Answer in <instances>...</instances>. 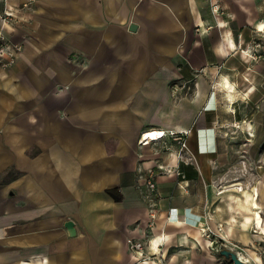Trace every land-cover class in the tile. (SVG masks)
<instances>
[{
  "label": "crops",
  "instance_id": "obj_1",
  "mask_svg": "<svg viewBox=\"0 0 264 264\" xmlns=\"http://www.w3.org/2000/svg\"><path fill=\"white\" fill-rule=\"evenodd\" d=\"M0 33L22 45L0 67V264H233L205 224L264 264V150L215 163V126L247 119L217 90L264 118V0H0Z\"/></svg>",
  "mask_w": 264,
  "mask_h": 264
},
{
  "label": "built area",
  "instance_id": "obj_2",
  "mask_svg": "<svg viewBox=\"0 0 264 264\" xmlns=\"http://www.w3.org/2000/svg\"><path fill=\"white\" fill-rule=\"evenodd\" d=\"M213 12H218L219 8L217 5H213ZM9 14L6 13L5 16H8ZM1 18H4V16H1ZM22 50V45L17 43H12L8 40L5 34L0 33V67L7 68L9 66H12L17 58L19 53ZM157 132L158 134H155L153 138L151 136H147L149 133ZM189 133V131H176V130H170L169 132H166L164 130H149L144 131L141 134V137L139 139V143L142 145H147L153 141H160L163 140V138L169 136L173 140L177 141L180 144V151L179 154L182 156V152L184 150H188V146L186 143V137ZM145 183L147 185V194L146 198L149 201V216L150 221L149 225L152 227L155 224V219L157 217L158 210L156 208V202H155V193L157 190L156 187V181H155V174L152 171H149V174L145 176ZM203 235L210 241V245L213 247V243L216 242L220 243L216 247V249L219 251L222 248H227L229 250H232L236 253L237 257L245 262L243 256L248 253V250L239 244L238 242L232 241L225 236H222L218 230L213 229L208 224H205L201 227ZM144 243L142 240L137 241H131L130 242V249L133 253L139 254L141 256V260H147L150 256L146 255L143 252ZM246 263V262H245Z\"/></svg>",
  "mask_w": 264,
  "mask_h": 264
},
{
  "label": "rangeland",
  "instance_id": "obj_3",
  "mask_svg": "<svg viewBox=\"0 0 264 264\" xmlns=\"http://www.w3.org/2000/svg\"><path fill=\"white\" fill-rule=\"evenodd\" d=\"M235 64L238 63V60H234ZM241 61L244 63V59H241ZM248 62V61H247ZM248 64V63H245ZM244 64H239V66H242ZM233 80L238 81L240 78L242 80H244V78H246L245 80H247L249 78L248 75H246L245 77L238 74V75H233L230 76ZM215 78L216 83L220 81L221 79V72L217 75L213 76V79ZM240 92V91H239ZM246 92V91H244ZM243 91H241V93H244ZM261 92H264V90H262ZM226 92H222V91H218L217 90V106L215 107V111H217V113L219 114V116H224V113L229 112V114L233 115L236 114L238 110H241L243 113H247V119L245 121V123H243L242 121L239 123L233 122L231 124H225V125H221V124H217L215 126V130H217L219 132L220 135H218V145H217V152L215 153V163L221 165L222 163H226L227 164V156L224 155L227 151L228 148H230V159H231V163H243L244 161L247 163V166L251 163H253L252 159H253V155H254V149H259V147H261V151L263 152L264 150V139L263 138H258L257 135H261L262 137H264V118L261 119L260 117H258V115H253L252 111L253 109L251 108L252 105H254L253 102V98L250 97L248 98L249 100V105L246 106H236V107H229V111H225L227 110L224 105V100H223V96ZM251 104V105H250ZM249 120H252V123L254 122V120L257 121L256 127L252 126V128L249 129ZM248 122V123H247ZM227 129H231L233 130L232 134L233 138H235L234 140H232L230 142V144H228L227 142H225V130ZM237 130H239L240 132H245L247 139H245L242 135V139H238V132ZM259 133V134H258ZM243 134V133H241ZM250 141H249V140ZM224 153V154H223ZM220 168V167H219ZM234 174V172L231 173V176ZM221 242L217 243L214 242L213 243V248L214 250L216 249V247L218 245H220ZM216 254L219 253V251H216ZM249 252V251H248ZM262 253H264L263 250H261ZM264 259V258H263Z\"/></svg>",
  "mask_w": 264,
  "mask_h": 264
},
{
  "label": "water",
  "instance_id": "obj_4",
  "mask_svg": "<svg viewBox=\"0 0 264 264\" xmlns=\"http://www.w3.org/2000/svg\"><path fill=\"white\" fill-rule=\"evenodd\" d=\"M134 27H135V24H131V29H133ZM65 227L67 228L69 236L75 235L76 230H75V223L73 220H67L65 222ZM219 254L221 256H224L226 259H229L230 261H232L233 264H244L245 263L237 257L235 252L227 248L220 249Z\"/></svg>",
  "mask_w": 264,
  "mask_h": 264
},
{
  "label": "bare ground",
  "instance_id": "obj_5",
  "mask_svg": "<svg viewBox=\"0 0 264 264\" xmlns=\"http://www.w3.org/2000/svg\"><path fill=\"white\" fill-rule=\"evenodd\" d=\"M226 83L228 84V80H226ZM155 134H158V133L157 132H152V133H149L147 136H151V138H153V136H155ZM243 258H246V257L243 256Z\"/></svg>",
  "mask_w": 264,
  "mask_h": 264
},
{
  "label": "trees",
  "instance_id": "obj_6",
  "mask_svg": "<svg viewBox=\"0 0 264 264\" xmlns=\"http://www.w3.org/2000/svg\"><path fill=\"white\" fill-rule=\"evenodd\" d=\"M109 193H111V194H112V191H111V190H109ZM115 199H119V197L117 196V197H115Z\"/></svg>",
  "mask_w": 264,
  "mask_h": 264
}]
</instances>
